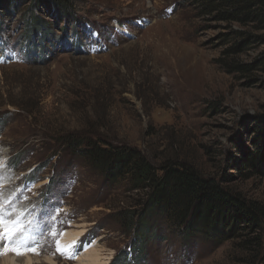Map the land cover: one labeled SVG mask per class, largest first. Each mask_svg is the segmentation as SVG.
Returning a JSON list of instances; mask_svg holds the SVG:
<instances>
[{"label":"rangeland","instance_id":"1","mask_svg":"<svg viewBox=\"0 0 264 264\" xmlns=\"http://www.w3.org/2000/svg\"><path fill=\"white\" fill-rule=\"evenodd\" d=\"M0 2V208L28 229L19 257L76 264L97 244L113 252L109 264H260L250 249L264 237L248 223L216 237L184 232L161 211L135 238L130 217L149 191L131 173L108 178L80 149L90 141L137 148L159 176L188 164L264 204V29L201 0H71V10L52 0ZM256 142L255 169L244 163ZM82 227L87 234L60 253L62 232ZM30 241L42 242L40 252ZM4 248L14 251L0 240Z\"/></svg>","mask_w":264,"mask_h":264},{"label":"trees","instance_id":"2","mask_svg":"<svg viewBox=\"0 0 264 264\" xmlns=\"http://www.w3.org/2000/svg\"><path fill=\"white\" fill-rule=\"evenodd\" d=\"M201 1L212 8L227 7V14L222 15L227 20L240 21L243 24L253 22L257 28L264 29V0ZM52 3L58 9L71 10L73 7L71 0H52ZM2 8L0 2V10ZM261 37L258 36L259 39ZM248 41V39L244 40L242 45ZM260 64L264 66V63L258 61V65ZM234 66L239 70L251 69L250 65ZM86 145V148H81L80 152H86L93 164L105 170L108 178L116 179L131 173L135 186L149 191L142 211L133 213L130 217L133 222L135 220L133 226L135 238L137 231L140 233L150 228L146 222L161 211L173 214L178 225H183L184 232L187 233L200 230L219 237L228 234L226 226L232 223L238 227L242 223H248L252 227L259 228L264 237V204L247 201L236 191L226 190L216 178L202 176L191 165L178 163L174 166H165L160 168L163 173L159 176L156 172L159 168L137 148L124 147L122 144L106 150L97 148L92 141ZM254 145L256 149L248 150L244 165L256 169L261 165L263 149L258 142ZM239 169L242 173L245 167ZM250 250L254 256H257L260 264H264V241L258 243L255 251ZM129 253L132 254V258L135 257L133 248Z\"/></svg>","mask_w":264,"mask_h":264},{"label":"bare ground","instance_id":"3","mask_svg":"<svg viewBox=\"0 0 264 264\" xmlns=\"http://www.w3.org/2000/svg\"><path fill=\"white\" fill-rule=\"evenodd\" d=\"M11 182H3L1 187H5L7 185H10ZM13 183V182H12ZM48 183L47 179L42 180L40 183L37 185H46ZM27 210L26 209H21L18 210L17 213H15V217L17 218H22L26 214ZM80 225V224H79ZM80 227V226H79ZM87 227H82L80 229H70V230H65L62 232L61 237L58 239L57 246L59 247V252L60 253H67L71 252L74 247L79 243L81 238L87 234L88 232ZM19 232V230H18ZM23 235H29L28 229L23 230ZM19 236V235H18ZM17 236V237H18ZM16 237V238H17ZM103 249V248H102ZM100 245L98 246L97 244H91L90 246H87L85 250L80 252L77 257H76V264H109L112 259V253L108 255H104L106 253H101ZM4 251V252H2ZM8 251L7 249H1L0 254L3 255V257L0 259V264H38L43 262L44 260L39 259V258H34L30 254H25V258H20L16 254L6 252ZM47 260H50L51 258L47 257ZM46 260V261H47ZM48 262V261H47Z\"/></svg>","mask_w":264,"mask_h":264},{"label":"snow or ice","instance_id":"4","mask_svg":"<svg viewBox=\"0 0 264 264\" xmlns=\"http://www.w3.org/2000/svg\"><path fill=\"white\" fill-rule=\"evenodd\" d=\"M11 219V213L0 208V240L10 243L15 242L18 230L20 235L23 232L22 224L19 220L13 221L9 227L5 226L7 221Z\"/></svg>","mask_w":264,"mask_h":264},{"label":"built area","instance_id":"5","mask_svg":"<svg viewBox=\"0 0 264 264\" xmlns=\"http://www.w3.org/2000/svg\"><path fill=\"white\" fill-rule=\"evenodd\" d=\"M41 200V199H40ZM39 200V201H40ZM40 205H41V202L39 203V204H37L36 202L33 204V207L30 209V211L28 212V214L29 215H34V213H35V211H38L39 209H40ZM29 217V216H28ZM28 219H30V223L32 224V219H31V217H29ZM12 220V219H11ZM11 220H9V221H7L8 223L9 222H11ZM16 220V219H15ZM15 220H12V221H15ZM30 223H28V225L29 226H31V224ZM19 235V232L17 233V235H16V237ZM22 235H19L18 236V238H16L15 237V242H6L7 243V246H11V249L12 248H14V251L13 252H15V253H17V256H19V252H20V247H21V245L20 246H18L17 247V245H16V243H20V241H21V239H22V237H21ZM41 244H42V242H36V243H32L31 241H30V243L28 244V246H29V248H30V252H37L38 250H40V248H41ZM38 252H40V251H38ZM19 253V254H18ZM131 257V256H130ZM132 258V257H131ZM112 259H114L113 257H112Z\"/></svg>","mask_w":264,"mask_h":264},{"label":"clouds","instance_id":"6","mask_svg":"<svg viewBox=\"0 0 264 264\" xmlns=\"http://www.w3.org/2000/svg\"><path fill=\"white\" fill-rule=\"evenodd\" d=\"M130 250H131V247H130ZM129 256H131V257H132V254H131V253H129ZM115 258H116V257H115ZM115 258H114V259H115ZM114 259H113V260H114ZM113 260H111V261H112V262H114Z\"/></svg>","mask_w":264,"mask_h":264}]
</instances>
